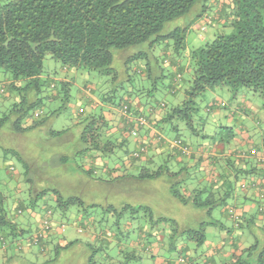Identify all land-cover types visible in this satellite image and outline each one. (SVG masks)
I'll use <instances>...</instances> for the list:
<instances>
[{
    "label": "trees",
    "instance_id": "obj_1",
    "mask_svg": "<svg viewBox=\"0 0 264 264\" xmlns=\"http://www.w3.org/2000/svg\"><path fill=\"white\" fill-rule=\"evenodd\" d=\"M203 19L213 38L190 46L192 25ZM47 56L63 71L103 78L77 91L88 104L61 130L49 122L73 97V81L46 75ZM0 70V148L23 160L27 183L24 198L0 182V264L79 246L89 249L85 264H141L176 250L193 264L187 242L205 245L209 225L237 234L214 250L220 264H264V248L243 247L264 230L263 160H251L248 172L261 180L250 198L257 219L233 200L243 155L225 158L233 174L220 168L215 181L211 169L185 161L191 147L179 138L182 127L196 131V99L206 89L247 88L264 101V0H0ZM154 182L200 215L188 225L156 215L145 197ZM215 209L222 217L211 216ZM39 210L33 234L17 218Z\"/></svg>",
    "mask_w": 264,
    "mask_h": 264
},
{
    "label": "rangeland",
    "instance_id": "obj_2",
    "mask_svg": "<svg viewBox=\"0 0 264 264\" xmlns=\"http://www.w3.org/2000/svg\"><path fill=\"white\" fill-rule=\"evenodd\" d=\"M203 26H206L205 30H203ZM187 37L190 46L203 44L204 40L210 41L213 38L212 28L204 19L195 21L192 25L191 33ZM43 69L46 75L51 78H61L67 75L73 81V86L71 87V95L73 97L67 102L64 111L59 116L50 119L49 122L50 127L53 129L61 130L67 128L71 125L70 123L77 110V106L87 103L85 102V98H83L85 96L79 98L77 91L79 90V92L85 93L84 84L93 87V84L96 85L97 82L102 84L100 81L103 78L94 72L82 76L73 70L68 72L63 71L61 63L52 59L50 56L45 57ZM2 79H4V73L0 70V81ZM110 82L111 77H107L104 80L106 85H110ZM236 93L226 87H215L214 89H206L202 92L196 99L198 106V116L195 118L196 131H191L187 126L182 127L179 138L191 147H196V145L201 144L203 148L211 149L217 154L223 151L226 154L238 155L241 153L240 155H243L242 153L245 151H256L259 156L261 153L264 155V101L247 88H240ZM58 105H61V101L56 102L54 107ZM199 128L203 129L198 130ZM176 134L172 131L167 135L168 137H173ZM203 134H207V137L203 138ZM257 154L255 156L256 159L258 158ZM256 166L258 167L257 164ZM24 170L25 164L22 159H18L17 156L6 155L0 148V182L3 184V187L11 191H20V195L25 198L27 183L25 180H22L24 179ZM10 171L11 176L8 175ZM240 176L241 178L239 180L241 181L249 179V177H246V174ZM146 185L150 192H146L145 197L152 200V202H156L157 211H154L156 215L173 217L180 224L182 223L184 225H188L194 216L197 217L200 215L199 212H196L197 210H191L190 206H185L176 200L169 199L165 195L164 189L160 186L161 182ZM138 195L141 194L138 193ZM254 210L256 213L257 207ZM29 211L26 212V216L25 212L19 215L17 220L23 224L28 220L26 225L29 227L30 232L34 234V225L40 226L45 212L39 210V214L32 217L30 216L32 213ZM221 211L222 209H215L212 211L211 216L214 218L222 217ZM54 217L56 216L54 215ZM67 224L70 225L69 222ZM68 225L65 227L64 236L67 239H72L74 231L72 230V226ZM258 228V230L245 237V245L243 247L255 245L259 246L258 248H264V230L260 227ZM75 236L78 237L77 235ZM205 236L207 239L205 245L195 246L194 243L187 242V246H189L192 256L195 259L193 264H211L210 257L212 255L215 260L213 264L223 262L224 258H221L222 255H215L214 250L220 248L222 243H225L228 238H233V241H236L237 234H234V231L227 233L225 230H220L209 225L205 228ZM84 250L80 246L74 247L68 251L61 252L58 257L51 251L49 256H33L25 264H85L84 261L89 253V249L85 248ZM106 251L110 252L108 250ZM178 257L180 261L187 260L188 264L187 252L182 250L172 251L171 253L165 252L161 256L154 257L153 260L152 258L143 257L141 264H166L167 260L170 261V264H179ZM46 260L48 261L46 262Z\"/></svg>",
    "mask_w": 264,
    "mask_h": 264
},
{
    "label": "crops",
    "instance_id": "obj_3",
    "mask_svg": "<svg viewBox=\"0 0 264 264\" xmlns=\"http://www.w3.org/2000/svg\"><path fill=\"white\" fill-rule=\"evenodd\" d=\"M90 107V106H89ZM152 133H154V131L152 130ZM152 135V134H151ZM172 138H167L165 139L167 142H171V146H173L174 142H176V138L172 139ZM191 147V146H190ZM168 148V147H167ZM158 150V149H157ZM240 153V152H239ZM191 157L192 159H186L185 161H187V163L192 166L195 167L196 171H203L205 169H211L212 172V178L216 181L218 179V172L217 171H221L220 168H223V170L225 171V173H232L233 174V170L230 169V167L228 165H226V162L224 161L225 158L227 157H231V154H226L222 151V153H215L213 152V150L211 149H206L203 148V146H201V144H198V146L196 145V147L192 146L191 147ZM241 154V153H240ZM238 154V155H240ZM243 154V157L246 159V162H241L240 166H243L245 171L244 173H246V177H249V179H247L246 181H241L239 180V178H241V176H239V178H237L235 181V185L234 187L236 188V193H235V197H234V202H236V205L239 206L241 213L242 212H249V213H255L254 208L256 207L255 204L251 201V197L253 196H257L259 191L256 188V185L260 182L261 184V180L259 179L258 176H256L255 174H251L248 173L249 168L255 167V165L253 164V162H251V160H260L262 159L264 164V155L261 153V155L259 156L256 151H251V152H247L245 151ZM258 156V158L256 159L255 156ZM235 157V156H234ZM237 165H239L237 163ZM218 166V168H217ZM262 168H264V165H261ZM206 179H208V176H205ZM203 179V177H202ZM243 184H245V187H241ZM239 188L241 189L240 193H237L239 191ZM264 209V205L260 206ZM257 215V219H262V215L259 214L258 212H256Z\"/></svg>",
    "mask_w": 264,
    "mask_h": 264
}]
</instances>
